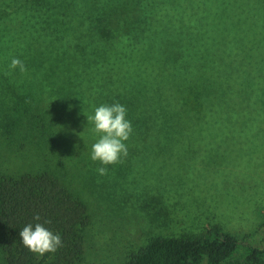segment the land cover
Wrapping results in <instances>:
<instances>
[{
    "label": "trees",
    "instance_id": "16d2710c",
    "mask_svg": "<svg viewBox=\"0 0 264 264\" xmlns=\"http://www.w3.org/2000/svg\"><path fill=\"white\" fill-rule=\"evenodd\" d=\"M77 1L0 0V46L6 53L0 56V152L16 159L13 151L37 154L32 168L0 167L3 264H82L88 206L64 176L40 165H72L80 153L91 152L100 136L86 118L94 115L92 103L126 108L133 130L124 143L136 151L145 145L136 138L191 130L185 120L198 121L204 110L207 81L201 72L214 75L218 66L216 42L180 40L211 30L148 28L142 25L146 11L136 18V3L91 0L78 8ZM25 7L26 16L18 18ZM160 36L169 39H153ZM13 58L25 72L10 68ZM36 214L40 223L51 221L44 226L63 244L41 259L19 238L20 229L36 223ZM127 264H264V237L257 245L218 230L187 239L156 237Z\"/></svg>",
    "mask_w": 264,
    "mask_h": 264
},
{
    "label": "rangeland",
    "instance_id": "374dc122",
    "mask_svg": "<svg viewBox=\"0 0 264 264\" xmlns=\"http://www.w3.org/2000/svg\"><path fill=\"white\" fill-rule=\"evenodd\" d=\"M124 1L136 3V18L146 11L142 25L148 28L213 31L180 40L216 42L212 55L218 66L214 75L201 72L207 81L204 110L198 121L185 120L190 131L136 138L145 145L115 164L93 161L85 150L72 165H40L64 176L88 206L82 264H127L153 238L187 239L217 230L259 244L264 237V0ZM85 5L91 0L77 1L78 8ZM25 12L27 7L18 18ZM23 36L15 37L18 43ZM13 152L20 158L0 152L1 169L36 165V151ZM100 167L108 169L106 175L97 172Z\"/></svg>",
    "mask_w": 264,
    "mask_h": 264
},
{
    "label": "clouds",
    "instance_id": "9594fccd",
    "mask_svg": "<svg viewBox=\"0 0 264 264\" xmlns=\"http://www.w3.org/2000/svg\"><path fill=\"white\" fill-rule=\"evenodd\" d=\"M11 69L19 68L25 72L24 63L13 58L10 64ZM126 108L119 104L101 105L94 109V115L86 116L87 121L94 124V131L100 134L99 139L92 145L91 159L99 161L102 165H110L122 162L121 157H127L128 149L124 143L129 139L132 132V125L126 119ZM100 175H106L108 169L100 167L97 169ZM35 224L29 223L19 231V238L22 244L31 252L43 255L47 252H55L62 247V238L58 233H53L44 225L51 223L46 220L40 223L41 217L36 214L33 217Z\"/></svg>",
    "mask_w": 264,
    "mask_h": 264
}]
</instances>
